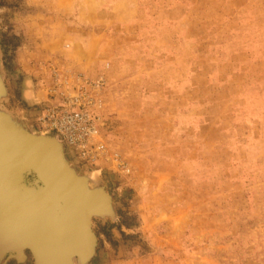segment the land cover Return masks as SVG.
<instances>
[{"label":"rangeland","instance_id":"374dc122","mask_svg":"<svg viewBox=\"0 0 264 264\" xmlns=\"http://www.w3.org/2000/svg\"><path fill=\"white\" fill-rule=\"evenodd\" d=\"M36 1L34 18L22 17L21 0H0V108L32 134L56 138L90 187L103 185L113 197L116 218H92L97 246L88 264H264V0ZM137 20L144 51L156 49L153 67H174L150 75L152 90L149 74L141 84L133 78L136 48L122 38L134 34L125 26ZM120 58L129 59L122 91L116 85L123 77L112 79ZM181 65L183 88L174 80ZM55 71L59 79L70 72L102 77V138L93 149L106 155L97 160H85L37 121L45 104L59 101L49 97ZM153 96L170 103L150 102ZM150 109L182 114L173 123ZM158 128L165 133L154 138ZM180 129L177 137L197 153L191 166L168 168L183 179L173 185L180 203L168 200L167 212L157 214L164 201L149 184L158 177L149 146Z\"/></svg>","mask_w":264,"mask_h":264},{"label":"bare ground","instance_id":"6f19581e","mask_svg":"<svg viewBox=\"0 0 264 264\" xmlns=\"http://www.w3.org/2000/svg\"><path fill=\"white\" fill-rule=\"evenodd\" d=\"M54 74L56 77L53 87L49 90V97L56 95L59 100L62 92V97L69 102H73L72 97L75 96L72 90L78 83L75 82L77 75L91 82L99 79H91L80 72H70L61 79L57 78V71ZM1 86H4V78L0 68V103L6 94L5 88L2 89ZM85 86L92 90L91 84ZM103 86L104 83L98 92L99 107L92 110L88 108L91 118L95 119L94 116L97 115V126L99 123L103 124ZM91 96L98 102L94 94ZM59 105L62 104L50 100L41 111L45 106ZM65 108L71 109L69 106ZM7 114L14 119L11 113ZM8 115L6 117L0 113V260L6 262L5 256L8 252L23 260L25 248H30L38 264H41L39 261L44 264H73L77 257L83 256L85 259L91 256L95 245L91 215L108 213L113 216L107 197L100 190L90 187L91 180L87 179V183L73 174L72 167L65 158L63 146L56 138L49 136L53 141L43 138V143L35 138V134L24 135L12 126ZM56 124L60 127L62 136L70 140L74 121L63 117ZM75 125L86 133L82 123ZM94 143L89 141L90 148ZM40 144H44V152L51 156L49 166L40 155ZM27 169L33 171L27 172ZM24 171L30 178L35 176L41 179L45 183L44 188L36 190L29 186L26 188L22 182L18 183V180L24 177ZM28 181L30 184H36L34 179Z\"/></svg>","mask_w":264,"mask_h":264},{"label":"crops","instance_id":"0c3cea01","mask_svg":"<svg viewBox=\"0 0 264 264\" xmlns=\"http://www.w3.org/2000/svg\"><path fill=\"white\" fill-rule=\"evenodd\" d=\"M21 1L24 2V5H26V8H27V10L24 13L21 12L22 17L23 16H31V17L35 18V16L37 14H39L37 12L35 13V11L33 10V7L34 6L37 7L38 3L40 1H36V2H30V0H21ZM29 8L32 11H30ZM125 27L130 28V30L133 29V32H134L133 35L128 34V35L122 36V38H126V39H128V41H133V43H134L133 45L136 48V51L133 54L129 55L133 59V63H132V65L134 67L133 72H135L134 73L135 75L133 78H137L140 80L137 82L138 84H141L142 82L144 83L147 80L146 83L148 84V88L149 87L151 88L150 75L152 77H155V75L157 74V70H159V72L163 71L164 73H167L168 71L172 72V70H174V67L172 66L173 64H171V62H168V63L164 62L163 65L160 66L158 69L153 67L154 66L153 51L156 49L149 47L148 48L149 52L146 53L144 51L145 46H144V44L142 45V42H140V39L145 40V38L143 37L144 34L142 32L135 34L137 29H139L138 20L132 24L125 26ZM123 30L126 31L127 29H123ZM149 34L150 33H148L147 35H149ZM46 39H47V37H46ZM46 39H45V42H46ZM252 45L253 44L251 42L245 43L246 49L248 51H251V53L254 52L252 49H250L252 47ZM120 60H121V63H118V64L116 63L118 61V59H116V61H115L116 67H115V73H112V76H113L112 79L117 75H120V77H123L122 72H125L124 71L125 70V68H124L125 63H127L129 61V59L120 58ZM261 61L263 62L264 60H261ZM179 71H180V74H179L180 79L177 81H176V78L174 79L175 80V86L178 85V86H181V88H183V84L185 83V79L183 78L182 74L185 70L183 71L182 65L180 66ZM147 74H149V78L145 80ZM124 79H125V77L120 78V79L117 78V81H118V83L116 85L117 90L122 91L125 88V83H126L125 81L126 80H124ZM164 81H166V80H164ZM119 82H121V85H119ZM118 85H119V88H118ZM187 86H188V82H186L185 87H187ZM112 87L113 86L110 87V90L114 91L115 89H112ZM150 88H149V90H152ZM140 91H141V87H140ZM140 96L142 97L141 93H140ZM153 97L149 98L150 102H157V101H159V102L160 101H163V102L168 101L169 102V99H170L169 97H165V96L162 97L161 99H160V97H158V98L155 96H153ZM150 110L151 111L149 113H152V115L155 119L166 120V121L171 119V120H173L172 121L173 123L179 117V115L182 114V113L179 114L177 112V110H175V111H172V110L166 111L165 109H162L161 111H159L158 109H154V110L150 109ZM181 116L183 118L184 115H181ZM182 118H181V120H183ZM181 120H180V122H181ZM163 133H165V132H162L161 129L158 128L157 131L154 133V138L155 137L157 138L158 135H162ZM173 133H174L175 139H172L169 141V138H168L169 142L163 143V144H161V142H156L154 140V143H150V146H149L150 147L149 155H150V153H152V154L149 158H147L148 165L152 168H155L154 171L156 173H158V177L152 178L149 184L151 186H154L153 192L158 194L157 195L158 199H161V201H164V202H161L160 206L157 207V214H160L162 211L164 213L167 212L168 206L166 203H168V200L171 204L180 203L179 199L177 197H175L178 195L177 192H179L180 188L173 187V185H178L179 183H181V181L183 179L178 177L177 173L173 174L172 172H168V168H173L174 166H187V165L191 166L192 163L194 164V161H191V158H192L191 156L193 155V153H197V150H195V149H197V147L192 146V148H194V149H192V148L188 149L187 143H189V142H184L183 139L181 138V135H180V137H177L179 134L183 133L181 129L180 130H174L173 132L170 133V135ZM187 133H190V132H187ZM183 143H184V146L179 147V145L181 146ZM162 174H166L165 175L166 178L162 179L161 178ZM139 181H137V182H139ZM167 184L168 185L170 184V186H167ZM160 189H165V190L170 189V190L167 192H164V193H159ZM173 192H175V194ZM154 214H155V212H154ZM159 224H157V225H159Z\"/></svg>","mask_w":264,"mask_h":264},{"label":"built area","instance_id":"2783aa9c","mask_svg":"<svg viewBox=\"0 0 264 264\" xmlns=\"http://www.w3.org/2000/svg\"><path fill=\"white\" fill-rule=\"evenodd\" d=\"M98 80L91 82L80 75L75 77V82H78L73 87L72 93H75V96L72 97L73 102H69L66 98H63L62 92L59 96L58 103L62 104L59 106L44 107L41 112H38V122L42 128L46 127L49 132L55 133L61 140L65 143L67 148L71 147L72 150L76 152L79 156L86 158L87 161H94L99 159L102 155H106L105 149L94 150L89 147V141L98 142L101 140L100 127L101 123L98 124V118H91L88 114L94 107H99V97L98 92L102 87L103 80L101 76H98ZM82 79V80H80ZM91 84L92 90L87 88L85 85ZM91 94H94L98 102H95L92 99ZM65 106H69L71 109H66ZM94 113V112H93ZM63 117L70 118L74 121L75 124L82 123L84 125L85 134L80 130V128L73 124V132L70 134V140H67L62 136V131L60 127L56 124L59 120H62ZM91 136L94 138L92 139ZM99 136V137H98ZM93 145V144H92ZM86 147L91 150H87ZM122 167V166H120Z\"/></svg>","mask_w":264,"mask_h":264},{"label":"water","instance_id":"95a60500","mask_svg":"<svg viewBox=\"0 0 264 264\" xmlns=\"http://www.w3.org/2000/svg\"><path fill=\"white\" fill-rule=\"evenodd\" d=\"M2 87V89H3V87L4 86H1ZM0 113L3 115V116H6L7 117V113H5L4 111H2V109L0 108ZM9 116V115H8ZM10 117V116H9ZM11 118V117H10ZM11 124H12V126L14 127V128H16L18 131H20V133H22V134H24V135H28V136H33V134H32V132H30L28 129H27V127L24 125V123L22 122V121H20V120H17V119H13V118H11ZM35 138H37V139H39V140H41V142H45V141H43V138H45V139H47V140H52L53 138H51V137H49V136H45V137H42L41 135H36L35 134ZM53 141V140H52ZM41 145V147L43 146L44 147V144L42 145V144H40ZM41 148V156L43 157L42 159L46 162V164L49 166V164H50V161H49V159L51 158V156L49 155V154H47V153H45L44 152V148ZM61 150V149H60ZM61 154H62V152H61ZM62 156V155H61ZM63 159V158H62ZM63 161H64V159H63ZM27 172L28 171H33V170H26ZM26 171H24L25 172V175H24V177L23 178H21V179H19L18 180V183H20V182H22V184H24V186L26 187V188H28V186L29 187H31L32 189H36V190H39V189H42V188H44V184L45 183H43L42 182V180L40 179L39 180V178L37 177H32L31 176V178L29 177V175H26ZM57 171H58V169H57ZM71 171V170H70ZM72 172H73V174L77 177L78 176V178L80 177V178H82V179H84L87 183H88V180H87V178H85L83 175H80L75 169H73L72 168ZM75 172V173H74ZM60 173V172H59ZM32 174H33V172H32ZM61 175V174H60ZM30 179H34V181H35V183L36 184H30V183H28L29 181L28 180H30ZM31 185H34V186H31ZM35 186H37V187H35ZM92 189H96V190H100L102 193H103V195H105V197H107V200L109 201V204H110V206H111V209L113 210V216L111 217V216H109L110 214H108V213H105V215H103V216H101V215H98V214H96V213H93V215H91L92 216V218H94V219H97L98 221H113L115 218H116V212H115V210H114V208H113V197L108 193V191H107V189L105 188V186H103V185H100V187H94V188H92ZM53 195V194H52ZM28 205H30V204H28ZM27 205V206H28ZM98 212V211H97ZM99 213V212H98ZM97 238V237H96ZM96 246H97V244H96ZM96 246H95V248H94V250L92 251V255L91 256H89V257H87V258H85L84 259V257H83V260H81L82 259V257H77V258H75V260H74V263L73 264H88L91 260H92V258L94 257V255H95V253H96ZM23 256H24V258H23V260H20V259H18L16 256H15V254H13L12 252H8V254L5 256L7 259H6V263L9 261V260H14L15 261V263L16 264H20V263H24V262H27V261H31L32 262V264H38L37 263V261L38 260H36V257H35V255L33 254V252H31V250H30V248H25V252H23ZM75 257H76V255H74ZM41 264H44V263H42L41 261H39Z\"/></svg>","mask_w":264,"mask_h":264}]
</instances>
